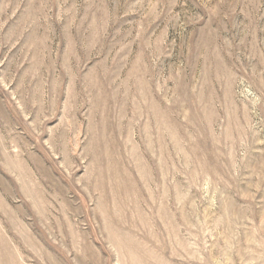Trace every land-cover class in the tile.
<instances>
[{
	"label": "rangeland",
	"instance_id": "rangeland-1",
	"mask_svg": "<svg viewBox=\"0 0 264 264\" xmlns=\"http://www.w3.org/2000/svg\"><path fill=\"white\" fill-rule=\"evenodd\" d=\"M0 264H264V0H0Z\"/></svg>",
	"mask_w": 264,
	"mask_h": 264
}]
</instances>
